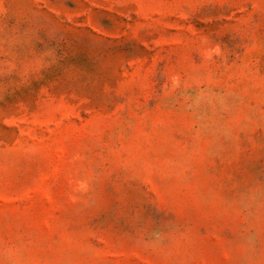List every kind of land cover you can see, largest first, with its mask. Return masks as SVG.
<instances>
[{"label": "rangeland", "instance_id": "374dc122", "mask_svg": "<svg viewBox=\"0 0 264 264\" xmlns=\"http://www.w3.org/2000/svg\"><path fill=\"white\" fill-rule=\"evenodd\" d=\"M0 264H264V0H0Z\"/></svg>", "mask_w": 264, "mask_h": 264}]
</instances>
